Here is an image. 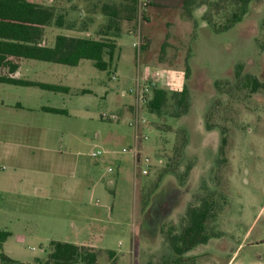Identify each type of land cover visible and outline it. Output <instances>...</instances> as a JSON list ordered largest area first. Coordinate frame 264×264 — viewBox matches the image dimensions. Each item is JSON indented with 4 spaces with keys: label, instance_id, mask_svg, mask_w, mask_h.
Segmentation results:
<instances>
[{
    "label": "rangeland",
    "instance_id": "rangeland-1",
    "mask_svg": "<svg viewBox=\"0 0 264 264\" xmlns=\"http://www.w3.org/2000/svg\"><path fill=\"white\" fill-rule=\"evenodd\" d=\"M191 1L186 6L185 0H149L143 7L137 0L132 8L130 0H94L83 16H64L73 35L96 38L109 19L103 6L116 7L119 32L110 34L118 36L120 57L116 70L106 72L87 60L76 69L60 66L79 74L68 80L69 92L61 94L67 114L50 116L56 120L45 122L48 129L0 133V231L10 233L2 252L18 264H41L52 241L94 248L96 264H178L167 232L173 228L178 234L187 208L208 197L216 207L207 223L213 237L186 253L182 264H264V91L251 93L235 77L241 65V78L251 75L264 83V0H253L243 20L224 32L202 20L203 4L215 0ZM198 9L201 13L192 16ZM209 12L219 25L229 14ZM68 34L55 26L45 30L49 44ZM138 34L144 43L139 52L132 46ZM143 55L147 73L169 67L182 74L157 81L169 99L159 118L144 111L151 130L139 157L149 158V164L140 161L135 168L133 153H121L134 148L130 117L113 116L128 99L122 92L133 85L135 58L141 63ZM141 73L140 78L150 79ZM113 74L117 80L111 81ZM216 81L221 90L214 87ZM77 84L90 91L74 90ZM184 86L189 109L174 118L171 94ZM161 125L172 130L161 132ZM223 135L226 144L220 151ZM182 137L187 145L172 162L175 172L160 178ZM93 150L104 154L94 159ZM30 155L43 157L33 168L43 169L42 178L57 189L59 200L47 195L50 200L41 199L39 205L28 196L22 203L13 201L27 183L6 179L13 168L9 158Z\"/></svg>",
    "mask_w": 264,
    "mask_h": 264
},
{
    "label": "trees",
    "instance_id": "trees-1",
    "mask_svg": "<svg viewBox=\"0 0 264 264\" xmlns=\"http://www.w3.org/2000/svg\"><path fill=\"white\" fill-rule=\"evenodd\" d=\"M253 0H215L204 3L207 12L202 20L215 32H224L240 23L248 13V8ZM134 6L137 0H130ZM189 6L192 1L185 0ZM208 6V7H207ZM108 5L103 7L104 14L109 17L104 29L97 33L96 38L90 37H68L57 35L52 47L43 46L42 42L47 27H64L63 16L57 15L53 8L28 2L27 0H0V83L22 87H37L41 90L56 93H68L67 87L44 84L39 82L26 81L12 77L18 70L22 60H35L52 64H60L69 67H76L81 61L87 60L92 63L98 71L106 72L111 68L115 59L117 35L110 34L112 31L119 32V13L113 11ZM223 10L225 22L219 25L213 22L211 10L219 13ZM264 50V44L260 46ZM187 75V74H186ZM241 75V65H236L235 77L241 86L251 93L263 90L264 83L251 75ZM221 81H216L214 87L221 90ZM228 84V83H226ZM237 88V87H234ZM83 93H85L83 91ZM168 93L162 88L154 89L151 99L146 105L148 114L161 117L168 101ZM171 100L175 107L172 117L180 118L189 109L188 89L184 86L180 91L171 94ZM44 112L58 115H66L65 110L55 108H42ZM161 132L171 131V127L161 125L158 127ZM179 131L178 133H181ZM226 144V138H221L220 151ZM187 145L186 137H182L178 145L173 148V157L169 159L166 167L161 171L160 178L166 174H173L175 167L172 162L174 158L183 152ZM190 166L186 168L189 172ZM144 203V207H145ZM216 207L215 202L210 198H203L196 206H189L186 210L183 223L178 234L170 228L166 239L170 249L175 255V262L182 264L186 259L184 255L198 246L208 243L213 235L207 230V223L214 219ZM10 236L7 231H0V264H18L2 252L3 244ZM109 259H114L113 252L107 253ZM97 251L94 248L75 245L65 242L52 241L49 244L47 258L41 264H96Z\"/></svg>",
    "mask_w": 264,
    "mask_h": 264
},
{
    "label": "crops",
    "instance_id": "crops-1",
    "mask_svg": "<svg viewBox=\"0 0 264 264\" xmlns=\"http://www.w3.org/2000/svg\"><path fill=\"white\" fill-rule=\"evenodd\" d=\"M27 1L31 3L39 4L45 7H49V8H55L56 13L59 10L60 12L58 13V15L63 16L65 20L64 16H69V12H72L74 16L76 17L83 16L85 14L83 11H85L86 4L91 3L94 0H46L47 4L45 5L40 4L39 2H35V1L33 2L32 0H27ZM96 1H108V0H96ZM154 3L153 5H155ZM109 6L111 8H115L114 10H112V12L113 11L119 12V10L113 5H109ZM201 10L202 9H198L196 11L192 10V16H194L193 12L199 15L201 13L200 12ZM102 11H103V8H102ZM59 29H64V30L69 31L68 35H63V36L76 37V38L82 37L79 35L78 36L73 35V32H71L72 29L71 27H69L66 21L64 23V27L59 28ZM117 40L118 39H116L115 59L109 71H112L113 69L116 70V62L120 57V47L117 43ZM53 44H54V41L51 44H49L48 40L46 39V36H44V39L42 42L43 46L52 47ZM142 60L143 61L140 63L138 60V57H137V60L135 58V64H134L135 69L132 72V81H134L136 77H139L140 69L142 72L141 74L143 76H146V74H148V77H152L158 73L162 74L159 80H162L164 77H168V76L171 79H178L180 77L179 75L182 74V72H180L179 70H175L169 67H166L164 70H158L155 68L154 70H152L151 73L149 72L147 73V70H146L147 67H144L146 65L144 63L146 61V58L144 57V55L142 56ZM83 61H81L76 67H73V68L75 69L79 68L80 64ZM60 66H63V65L25 59L21 61L18 70L12 75V77L17 78V79L26 80V81L67 87L68 89L69 88L71 89L72 86H70L68 80L74 77H78L79 74H77L75 70L69 71L68 69H64V67H60ZM0 73L5 74L6 71L2 70L0 71ZM110 80L113 81L112 79ZM78 85L80 84H77L76 85L77 87H73V89L80 91L84 95L85 93H88V91H90L87 88H85L83 84H81V86L79 87ZM83 91L85 93H83ZM123 93L124 91L122 92V94ZM61 94H66V93L48 92V91L41 90L37 87H22V86H14V85L0 83V133H1V136L11 133L10 131H14V130L22 131V130H28V129L29 130H35V129L41 130L44 128L48 129L49 127H47V124H45V122L46 123L50 121L55 122L56 119L54 118L56 117L52 118L50 116H57L58 114L44 112L42 108L48 107V108L61 109L63 107V101H64V97ZM130 106H131V99L130 97H128L127 101L120 104L118 108L116 109V113H115L116 117H119L121 115H127L128 117H131V113H130L131 107ZM80 109H87V108L86 106H81ZM21 134L23 136L25 135V133H21ZM29 138H31L30 135H29ZM43 160L44 159L42 156L33 157V155L26 156V157L12 156L9 158V162H11V167L13 168H11L12 170L7 174L6 179H8L9 181L11 180L12 183H14V180L20 183H23V182L27 183V186H24L20 192H17L19 193V196L13 200L14 202L22 203L21 201L22 196H28L30 198V201H32V203H35L37 205L41 204V201H42L41 199L50 200L49 198H47V195H53L52 196L53 198H51V200H59V198H56L58 196H56L55 194L56 193L55 191L57 189H55L51 185H47L46 179L42 178L43 173H45L43 169L39 168L38 165L35 166V168H33L34 162H42ZM134 162H135V158H134ZM22 163H29V164L33 163V165H32V168L31 167L25 168L21 166ZM134 166L135 168L137 167L136 163ZM52 175L53 176L50 178L52 179V181H54L55 174L52 173ZM84 178L85 176L83 177V179ZM139 232L140 233L144 232V229Z\"/></svg>",
    "mask_w": 264,
    "mask_h": 264
},
{
    "label": "built area",
    "instance_id": "built-area-1",
    "mask_svg": "<svg viewBox=\"0 0 264 264\" xmlns=\"http://www.w3.org/2000/svg\"><path fill=\"white\" fill-rule=\"evenodd\" d=\"M143 7H145L149 0H141ZM144 45L142 39L137 35L135 42H133V48L139 52L141 46ZM162 74H156L150 79L145 81L144 78L136 77L133 85L129 87L127 91H124L123 96H128L131 99V117L128 121V126L133 132V137L135 140L134 148L122 149L121 153L132 152L135 158V163H140L142 161L145 165L149 164V158L143 157L140 159L139 155L141 154L140 146L142 143L148 141L147 131H150V126L147 124L144 117V111H146V105L151 99L154 89H157V81L161 78ZM112 80H117L115 74L111 77ZM114 120H117L118 117L113 116ZM104 154L103 151L93 150L90 153V156L94 159L100 158ZM109 172H112L111 168H108Z\"/></svg>",
    "mask_w": 264,
    "mask_h": 264
}]
</instances>
